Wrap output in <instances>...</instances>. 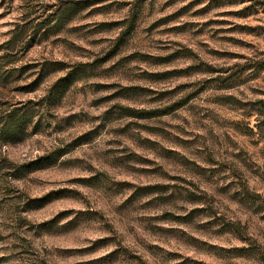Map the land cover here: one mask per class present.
Returning <instances> with one entry per match:
<instances>
[{
	"label": "rangeland",
	"instance_id": "1",
	"mask_svg": "<svg viewBox=\"0 0 264 264\" xmlns=\"http://www.w3.org/2000/svg\"><path fill=\"white\" fill-rule=\"evenodd\" d=\"M0 56V264H264V0H0Z\"/></svg>",
	"mask_w": 264,
	"mask_h": 264
},
{
	"label": "trees",
	"instance_id": "2",
	"mask_svg": "<svg viewBox=\"0 0 264 264\" xmlns=\"http://www.w3.org/2000/svg\"><path fill=\"white\" fill-rule=\"evenodd\" d=\"M14 41H15V39H14V37L12 36V38L9 40L8 44H13ZM4 60H5V56H0V68H1V65L4 66V63H3V62H5ZM2 63H3V64H2ZM4 74H7V73H4ZM54 89H55V87H54Z\"/></svg>",
	"mask_w": 264,
	"mask_h": 264
}]
</instances>
